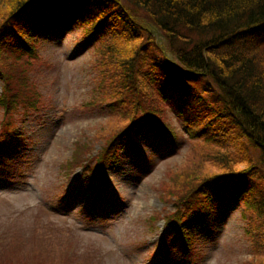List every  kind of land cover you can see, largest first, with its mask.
Instances as JSON below:
<instances>
[{"label":"trees","instance_id":"16d2710c","mask_svg":"<svg viewBox=\"0 0 264 264\" xmlns=\"http://www.w3.org/2000/svg\"><path fill=\"white\" fill-rule=\"evenodd\" d=\"M42 18L47 19L33 26ZM71 18L98 24L87 32L98 52L93 68L99 100L113 120L108 134H99L100 150L84 159L92 148L77 146L69 166L82 167L92 186L123 141L141 127L178 142L165 107L176 100L173 88L184 92L198 86L192 92L195 102L187 104L192 118L183 111L187 140H199L194 146L198 162L184 171L190 179L178 185L175 211L164 217L175 230L156 246L191 256L201 250L203 237L213 229L205 215L213 207L207 193L215 186L224 198L243 201L255 253L263 257L264 0H0L3 142L13 141L14 113L38 108L39 94L33 95L28 74L38 53L32 54L29 32ZM225 133L233 135L232 144ZM213 165L218 172H205ZM2 169L10 174L5 164Z\"/></svg>","mask_w":264,"mask_h":264},{"label":"rangeland","instance_id":"374dc122","mask_svg":"<svg viewBox=\"0 0 264 264\" xmlns=\"http://www.w3.org/2000/svg\"><path fill=\"white\" fill-rule=\"evenodd\" d=\"M97 26L71 18L29 32L32 54L38 53L28 72L38 108L14 113L13 141L0 139V264H144L154 254L162 264L170 259L172 264L191 259L192 264H264V255L255 253L243 201L224 198L215 186L207 193L213 207L205 215L213 229L201 250L191 256L155 245L170 240L175 224L167 225L164 217L175 211L178 185L190 179L184 171L198 162L199 140H187L183 112L192 118L187 104L195 102L198 86L184 92L173 88L176 100L165 107L178 142L162 143L150 126L141 127L102 168L110 185L94 180L90 186L83 168L69 166L77 146L92 148L84 159L100 150L99 134H108L113 120L99 100L93 68L98 52L87 38V30ZM2 85L0 79V94ZM4 120L0 108V130ZM225 135L232 144L233 135ZM214 167L205 172H218Z\"/></svg>","mask_w":264,"mask_h":264},{"label":"water","instance_id":"95a60500","mask_svg":"<svg viewBox=\"0 0 264 264\" xmlns=\"http://www.w3.org/2000/svg\"><path fill=\"white\" fill-rule=\"evenodd\" d=\"M154 33H156V31H154Z\"/></svg>","mask_w":264,"mask_h":264}]
</instances>
